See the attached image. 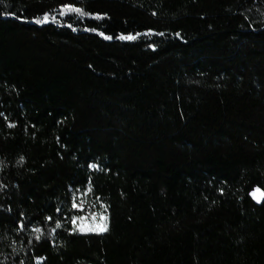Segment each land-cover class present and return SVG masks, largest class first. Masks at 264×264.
<instances>
[{"label": "trees", "instance_id": "trees-1", "mask_svg": "<svg viewBox=\"0 0 264 264\" xmlns=\"http://www.w3.org/2000/svg\"><path fill=\"white\" fill-rule=\"evenodd\" d=\"M261 193L264 0H0V264H264Z\"/></svg>", "mask_w": 264, "mask_h": 264}, {"label": "rangeland", "instance_id": "rangeland-1", "mask_svg": "<svg viewBox=\"0 0 264 264\" xmlns=\"http://www.w3.org/2000/svg\"><path fill=\"white\" fill-rule=\"evenodd\" d=\"M259 198V195H257V199ZM89 206L90 209H86L82 206L80 210L84 211V213L74 218L75 231L81 234L104 233L108 226V218L106 213L102 208H98L96 204H91Z\"/></svg>", "mask_w": 264, "mask_h": 264}, {"label": "snow or ice", "instance_id": "snow-or-ice-1", "mask_svg": "<svg viewBox=\"0 0 264 264\" xmlns=\"http://www.w3.org/2000/svg\"><path fill=\"white\" fill-rule=\"evenodd\" d=\"M72 11H76V12H80L81 10L80 9H71ZM54 19V18H53ZM48 20V16H44L43 17V21H47ZM42 21H37V23H41ZM123 39H133V37H122ZM258 192H260V190L259 189H257L255 192H253L252 193V196H253V198H257V193ZM261 195H264V193H261ZM75 206V205H74ZM102 219H103V217H102ZM57 226H59V225H57ZM106 230V229H105ZM37 232H39L40 230L39 229H37L36 230Z\"/></svg>", "mask_w": 264, "mask_h": 264}, {"label": "built area", "instance_id": "built-area-1", "mask_svg": "<svg viewBox=\"0 0 264 264\" xmlns=\"http://www.w3.org/2000/svg\"><path fill=\"white\" fill-rule=\"evenodd\" d=\"M80 208H82V205L81 204H78L77 207H76V209L80 210Z\"/></svg>", "mask_w": 264, "mask_h": 264}, {"label": "water", "instance_id": "water-1", "mask_svg": "<svg viewBox=\"0 0 264 264\" xmlns=\"http://www.w3.org/2000/svg\"><path fill=\"white\" fill-rule=\"evenodd\" d=\"M261 196V195H260Z\"/></svg>", "mask_w": 264, "mask_h": 264}]
</instances>
